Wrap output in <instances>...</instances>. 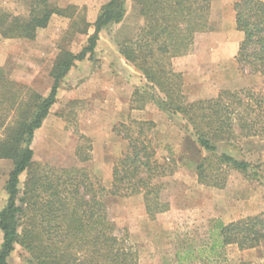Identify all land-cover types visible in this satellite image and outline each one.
<instances>
[{
  "label": "trees",
  "instance_id": "trees-1",
  "mask_svg": "<svg viewBox=\"0 0 264 264\" xmlns=\"http://www.w3.org/2000/svg\"><path fill=\"white\" fill-rule=\"evenodd\" d=\"M1 2V0H0ZM25 14H13L0 5V37L33 41L53 16L71 17L49 0H21ZM142 25L132 39L117 44L118 54L146 82L143 92L131 95L130 112L148 104L178 116L185 123L186 148L199 158L193 171L197 182L223 189L230 171L258 180L257 167L238 160L219 147L238 139H264V89L223 90L215 98L189 102L183 93L182 75L172 60L190 55L195 37L212 32L211 0H132ZM125 0H108L92 25L84 18L71 25L72 33L87 35L86 45L73 54L60 49L51 69L46 96L4 78L0 69V160L12 168L4 185L6 205L0 210V264L19 247L27 256L23 264H139L136 248L124 231L119 235L105 199L141 195L150 220L169 209L161 198L165 171L155 158L151 139L154 123L128 118L112 132L127 142L126 150L113 163L111 186L82 167H52L34 160L31 144L54 104L63 80L76 62L90 60L98 35L125 16ZM71 10L73 8L70 7ZM235 31L242 35L234 62L241 76L260 77L264 86V1L238 0L232 5ZM186 131V132H187ZM83 143V144H82ZM74 156L78 163L92 160L91 142L80 136ZM25 179L19 188V178ZM264 243V212L210 232L207 245L176 253L178 264L224 261V249L236 246L252 250Z\"/></svg>",
  "mask_w": 264,
  "mask_h": 264
},
{
  "label": "rangeland",
  "instance_id": "rangeland-1",
  "mask_svg": "<svg viewBox=\"0 0 264 264\" xmlns=\"http://www.w3.org/2000/svg\"><path fill=\"white\" fill-rule=\"evenodd\" d=\"M49 1L52 7L65 9L72 16H53L33 41L0 37V69L4 78L42 96L49 93V71L59 50L79 53L93 32L91 26L86 36L73 34L72 23L84 18L92 25L108 0ZM237 1L211 0L212 32L195 37L188 73L177 72L182 75V90L189 102L215 98L223 90L262 92L264 89L260 77L241 76L234 59L220 57V54H234L240 41V35L231 25L232 5ZM0 5L15 15L25 14L21 0H1ZM124 8L123 21L99 33L93 57L76 62L61 83L56 103L42 127L34 133L31 149L37 163L85 168L110 191L112 165L127 147V142L112 132L114 126L126 123L128 118L152 121L155 158L165 171V176L158 180L163 183L161 198L168 202L169 209L150 220L141 195L108 194L105 202L118 234L125 231L136 248L139 264H178V251L189 247L195 250V256L197 250L207 245L210 232L222 224L264 212V139H238L234 144L219 147V152L257 167L254 170L258 172L257 181L230 171L223 189L199 184L193 171L199 156L186 148L188 131L181 118L161 112L155 104H148L141 111L129 110L132 93L136 89L146 91V82L118 54L117 44L132 39L142 25L132 0H125ZM80 136L92 146V160L84 164L78 163L74 156ZM11 168L10 161L0 160V210L6 205L4 185ZM24 179L22 174L20 189ZM1 237L0 232V244ZM26 258L15 247L8 263L23 264ZM187 264L203 263L194 260ZM217 264H264V243L245 251L228 246L224 249V261Z\"/></svg>",
  "mask_w": 264,
  "mask_h": 264
},
{
  "label": "crops",
  "instance_id": "crops-1",
  "mask_svg": "<svg viewBox=\"0 0 264 264\" xmlns=\"http://www.w3.org/2000/svg\"><path fill=\"white\" fill-rule=\"evenodd\" d=\"M232 24V27H234V20L231 22ZM235 29V28H234ZM236 32V31H235ZM238 33V32H236ZM240 35V41L242 39V35L240 33H238ZM239 41V42H240ZM237 41V47H238V43ZM236 51L237 49L235 50L234 54H230V56H226L225 54H220V57L221 58H225V57H228L231 58V59H234V56L236 54ZM191 55V54H190ZM190 55H187V56H184V57H180V58H176V59H173L172 60V67H173V70L176 71V72H185V73H188L189 71V68L190 66L187 65V63H190ZM218 61H219V58H218ZM184 73V76H187L188 74L185 75Z\"/></svg>",
  "mask_w": 264,
  "mask_h": 264
}]
</instances>
